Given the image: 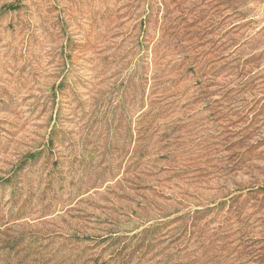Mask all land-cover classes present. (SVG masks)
Returning a JSON list of instances; mask_svg holds the SVG:
<instances>
[{"label":"rangeland","instance_id":"374dc122","mask_svg":"<svg viewBox=\"0 0 264 264\" xmlns=\"http://www.w3.org/2000/svg\"><path fill=\"white\" fill-rule=\"evenodd\" d=\"M0 264H264V0H0Z\"/></svg>","mask_w":264,"mask_h":264}]
</instances>
